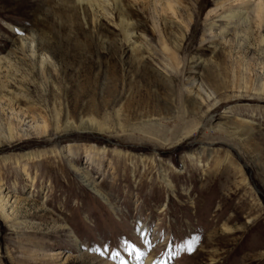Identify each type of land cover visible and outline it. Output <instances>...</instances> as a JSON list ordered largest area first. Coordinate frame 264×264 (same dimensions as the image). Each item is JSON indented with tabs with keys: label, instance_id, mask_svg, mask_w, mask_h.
I'll use <instances>...</instances> for the list:
<instances>
[{
	"label": "rangeland",
	"instance_id": "374dc122",
	"mask_svg": "<svg viewBox=\"0 0 264 264\" xmlns=\"http://www.w3.org/2000/svg\"><path fill=\"white\" fill-rule=\"evenodd\" d=\"M216 1L0 0V264H264V22Z\"/></svg>",
	"mask_w": 264,
	"mask_h": 264
},
{
	"label": "bare ground",
	"instance_id": "6f19581e",
	"mask_svg": "<svg viewBox=\"0 0 264 264\" xmlns=\"http://www.w3.org/2000/svg\"><path fill=\"white\" fill-rule=\"evenodd\" d=\"M87 1L90 7L92 8V10L94 9V7L95 8L101 7L103 2H107V0H87ZM119 1L120 0H114L116 4H118ZM233 3H234L233 4L234 7H230V8L228 7V9H225L223 13L220 12L218 15H214L213 13H215L216 9L219 6L223 5L221 0H217L215 2V7L208 11V15L212 14V15H209L210 18L212 17L209 22V28H208L209 30H211L212 27L214 26H218L220 33L226 34L232 27L242 26L244 27V29H241L240 32L246 33L248 31V24H249L248 13L249 12L254 13V15H256L259 18L260 22H264V0H233ZM165 5H166V8L168 9L167 11H170L172 15L174 14L177 16V14H179L180 4L178 3V0H166ZM126 13L123 10H121L119 11L118 16H119V28L121 29L124 42L128 44L131 41L132 36L135 35V31H134L133 24L128 19V15ZM220 20L223 22V24L221 25L217 24V22ZM236 41L238 43V39H236ZM261 41L262 43H264V37H262ZM42 58L43 59H42L41 65L44 68L46 58L45 56H43ZM197 86L199 90L201 89L202 91H204L203 85L201 83H198ZM260 88L262 91H264V85H261ZM205 94H206L207 99H210L211 96L213 95L211 92H205ZM83 122L85 123V126L83 125L85 128L81 126L83 129H92V128L101 129L103 127V124L98 123V121L95 122L93 119H87ZM28 127H32V126L29 124ZM22 133H25V131L23 130ZM25 155L30 156V153L25 152L23 156ZM75 170L79 178L81 179V182L85 186L90 188V190H92L94 193L98 194L105 202H108L107 197L94 185V183L92 182V180L90 179L88 175L86 176L85 174H83V171L81 169L76 168ZM169 183L170 182L167 181L166 185L170 186ZM19 200L20 199L18 198V196H16V194L11 193L9 190H5V188L0 183V216L2 219H4L5 221L12 220L13 218L12 215L15 211L14 210L15 206L19 202ZM145 264H151L150 259H146Z\"/></svg>",
	"mask_w": 264,
	"mask_h": 264
}]
</instances>
